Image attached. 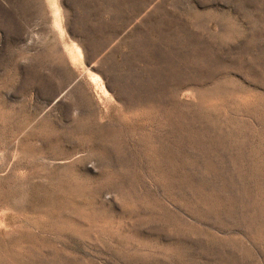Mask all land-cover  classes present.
<instances>
[{
    "label": "rangeland",
    "instance_id": "obj_1",
    "mask_svg": "<svg viewBox=\"0 0 264 264\" xmlns=\"http://www.w3.org/2000/svg\"><path fill=\"white\" fill-rule=\"evenodd\" d=\"M51 1L0 0V264H264V0Z\"/></svg>",
    "mask_w": 264,
    "mask_h": 264
},
{
    "label": "bare ground",
    "instance_id": "obj_2",
    "mask_svg": "<svg viewBox=\"0 0 264 264\" xmlns=\"http://www.w3.org/2000/svg\"><path fill=\"white\" fill-rule=\"evenodd\" d=\"M50 2H52L51 0H50ZM55 5L54 6H56V8H55V15H54V17H59L60 16V8L57 6V3H59L58 1L56 2V1H54L53 2ZM59 5V4H58ZM54 8V7H53ZM54 13V12H53ZM61 17H62V15H61ZM55 24H57L58 25V27L61 29V31L63 32L64 30H63V25H62V22H59L57 19H56V23ZM81 50H80V48L79 47H77L75 44H74V48L73 49H70L69 51H68V55H69V57H70V59L72 60V59H74V58H78L79 59V57L81 58V56H82V54H81ZM75 61H77V60H75ZM74 61V62H75ZM80 61V60H79Z\"/></svg>",
    "mask_w": 264,
    "mask_h": 264
}]
</instances>
